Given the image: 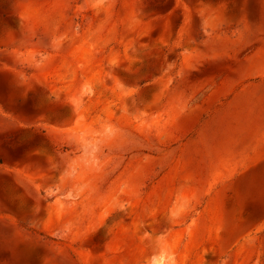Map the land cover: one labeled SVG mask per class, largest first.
I'll return each mask as SVG.
<instances>
[{
	"label": "rangeland",
	"instance_id": "1",
	"mask_svg": "<svg viewBox=\"0 0 264 264\" xmlns=\"http://www.w3.org/2000/svg\"><path fill=\"white\" fill-rule=\"evenodd\" d=\"M0 264H264V0H0Z\"/></svg>",
	"mask_w": 264,
	"mask_h": 264
}]
</instances>
